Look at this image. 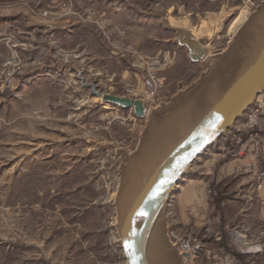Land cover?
Segmentation results:
<instances>
[{"label":"rangeland","instance_id":"1","mask_svg":"<svg viewBox=\"0 0 264 264\" xmlns=\"http://www.w3.org/2000/svg\"><path fill=\"white\" fill-rule=\"evenodd\" d=\"M168 23L191 30L208 55L192 61ZM263 37L264 0H0V264H126L119 233L129 178L193 122L176 121L150 142L162 120L151 115L183 106L199 87L196 120ZM165 52L171 62L151 95L140 64ZM221 56L230 68L218 87ZM83 82L143 99L148 115L103 102ZM262 202L263 95L181 181L160 214L161 239L180 251L198 246L200 261L185 264H251L238 236L264 244Z\"/></svg>","mask_w":264,"mask_h":264},{"label":"water","instance_id":"2","mask_svg":"<svg viewBox=\"0 0 264 264\" xmlns=\"http://www.w3.org/2000/svg\"><path fill=\"white\" fill-rule=\"evenodd\" d=\"M177 31L178 43L187 47L192 61H200L208 55L206 46L191 30ZM222 57L215 58V74H218L215 75L214 81L218 87L225 78L224 74L220 73ZM83 84L92 87L94 94L103 102L132 108L140 118L148 115L149 109L141 98L115 93L103 94L97 91L96 85L84 82ZM198 88L190 92L185 100L186 104H179L183 106L176 105L164 112L154 111L150 117L152 121L158 116L162 117L161 123L154 131L156 135L149 138L150 142L157 140L158 136V139L163 138L161 132L176 121L193 122L187 124L182 136L164 154L159 152L153 161L149 162V166L142 164V167L136 169V174L129 178L127 187L130 190V185H133L131 191L128 190L133 194L127 209L123 211L119 233L126 264H185V260L191 257L189 252L179 250L178 243L166 247L161 239L164 229L159 217L173 197L177 186L191 172L196 160L233 127L259 96L264 97V37L254 55L238 69L230 86L211 99L212 102L202 114L193 120L192 109L196 106L193 107L194 103L200 102L201 108L206 95V89ZM196 95H199L197 100ZM185 118L187 120H184Z\"/></svg>","mask_w":264,"mask_h":264},{"label":"built area","instance_id":"3","mask_svg":"<svg viewBox=\"0 0 264 264\" xmlns=\"http://www.w3.org/2000/svg\"><path fill=\"white\" fill-rule=\"evenodd\" d=\"M170 62V53L165 52L164 55L157 54L156 56L148 59L145 63L140 64L145 69L144 82L151 95H155L156 91L161 88L162 82L158 80L159 73L165 66L170 64ZM181 245V248L184 249L183 252H189L191 254V259L196 256L198 246L191 248L190 245L188 243L185 244V242ZM195 249H197L196 252H193Z\"/></svg>","mask_w":264,"mask_h":264},{"label":"crops","instance_id":"4","mask_svg":"<svg viewBox=\"0 0 264 264\" xmlns=\"http://www.w3.org/2000/svg\"><path fill=\"white\" fill-rule=\"evenodd\" d=\"M166 28L168 29H173V30H181V29H184V28H181V27H178V29H176L174 26H172L170 23H168L167 25H164ZM187 190V189H186ZM187 194H190L189 192H182L180 194L181 197H178L177 200H178V204L180 205L179 206V211H182L183 212V216L185 218V206L186 204L189 203L190 201V198L188 197L189 195ZM262 208L264 209V202H262ZM189 219V217H187ZM264 219V218H263ZM240 236L239 239H240V243L242 244H238V253L239 254H245V255H248V257L250 258V263L251 264H264V244H260V243H257L255 241H247L243 238V234H239ZM245 247H248L249 251L245 252L243 248ZM242 248V249H240ZM240 251V252H239ZM247 253V254H246ZM194 259L196 260V262L198 263L200 261V258H198L197 254L196 256L194 257ZM200 264H203L202 262Z\"/></svg>","mask_w":264,"mask_h":264},{"label":"bare ground","instance_id":"5","mask_svg":"<svg viewBox=\"0 0 264 264\" xmlns=\"http://www.w3.org/2000/svg\"><path fill=\"white\" fill-rule=\"evenodd\" d=\"M243 16V15H242ZM259 43V42H258ZM237 58L235 57V54H233L232 56H230L229 57V62H232V63H234L235 62V60H236ZM239 59V58H238ZM220 62H221V60H220ZM222 65H221V68H220V73L221 74H223L225 71H227L229 68H230V65L228 64V66L226 67V66H224V64L223 63H221ZM240 64V63H239ZM225 69V70H224ZM132 187H133V185H130V190L129 191H131V189H132ZM178 187V186H177ZM128 191V192H129ZM129 194H130V192H129ZM130 201H127V204H126V206L124 207V211L127 209V207H128V203H129ZM240 249H242V248H240ZM244 249V251L245 252H247V251H249V249H248V247H245V248H243ZM240 252V251H239ZM250 252V251H249ZM247 254V253H246Z\"/></svg>","mask_w":264,"mask_h":264}]
</instances>
